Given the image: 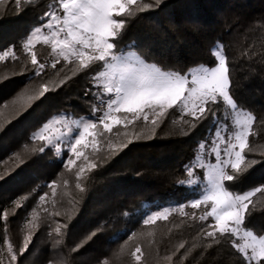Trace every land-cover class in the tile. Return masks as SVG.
<instances>
[{
  "label": "trees",
  "instance_id": "trees-1",
  "mask_svg": "<svg viewBox=\"0 0 264 264\" xmlns=\"http://www.w3.org/2000/svg\"><path fill=\"white\" fill-rule=\"evenodd\" d=\"M55 1L21 0L18 6L13 0H0V53L11 47L17 57L0 61V173H11L0 180L2 264L7 260L8 243L17 255L13 264H247L231 240L206 248L201 229L214 221L191 217L210 210L209 205L190 207L201 193L203 171L194 170L197 183L190 185L185 165L199 154V142L207 141L215 129L211 118L192 128L188 123L191 117L170 110L155 136L139 140L132 133L147 132L150 122L145 125L141 120L128 129L117 126L113 133L98 137L100 151L96 155L86 149L89 161L81 158L69 168L64 167L67 152L58 155L51 146L44 153L33 151L43 142L30 138L45 122L55 116L91 117L96 102L89 91L93 70L73 75L74 65L63 60L53 69L51 51L46 47L45 51L41 45L34 49L38 61L46 63V75L30 83L32 73L24 70L32 66L22 45ZM141 2L154 5V0ZM120 44L121 48L134 46L165 71L180 73L214 65L213 48L220 45L229 61L231 94L240 108L257 117L254 130L261 132L249 137L253 151L247 156L257 163L240 180L228 182L230 190L241 192L264 184V157L260 155L264 152V0H162L158 7L154 5L131 20ZM61 80L66 82L60 85ZM41 82H48L54 90L30 107L11 103L26 86L30 85L29 94L37 93ZM225 110L230 112L221 105V116ZM98 130L102 131V126ZM124 131L129 132L127 137ZM109 139L114 149L108 147ZM16 153L19 157L10 159ZM89 162L96 167L89 170ZM82 164L85 171L78 180L76 173ZM53 181L54 195L47 186ZM45 193V200L40 201ZM253 201L256 207L244 228L264 235V197L257 194ZM180 206L188 216L180 212ZM167 207L171 210L167 220L143 224L146 211ZM29 235V247L21 253ZM233 239L239 243L238 237ZM182 242L185 248L176 251ZM137 246L141 248L142 255L137 253L140 261L131 255ZM174 252L171 261L165 259Z\"/></svg>",
  "mask_w": 264,
  "mask_h": 264
},
{
  "label": "snow or ice",
  "instance_id": "snow-or-ice-1",
  "mask_svg": "<svg viewBox=\"0 0 264 264\" xmlns=\"http://www.w3.org/2000/svg\"><path fill=\"white\" fill-rule=\"evenodd\" d=\"M13 2L18 6L21 4V0ZM161 3L162 0H154L157 7ZM154 5L142 3L141 0H57L56 5H49L50 11L44 13L48 21L31 29L22 45V50L30 56L32 67L24 69L32 73L30 83L36 78H41L42 74L46 75V63L38 61L34 49L38 44L50 46L51 53L55 56L51 63L53 69L63 60L74 65L71 68L73 75L93 70L92 88L89 91L96 102L92 105L91 117H81L71 122L65 118L53 117L45 122L30 138L43 142L41 147L33 151L44 153L46 147L51 146L59 153L60 145L64 144L68 154L64 167L69 168L76 165L81 158L85 162L89 161L86 149L90 148L92 154L96 155L100 151L98 137L113 133L117 126L128 129L130 125L135 127L136 122L141 120L145 125L150 122L152 127L147 129V132L141 129L140 132L132 133L135 139L139 140L155 136L156 129L167 118L170 110L178 111L181 117H191L192 121L188 123L192 128L211 118L215 125L210 149L214 162L204 161L203 149L206 147V141H200L201 152L185 165L189 177L187 183L190 185L197 183V180L193 179L194 170H203L204 184L201 193L190 202V207L199 209L201 205H210V210L199 217L192 213L191 217L201 222L211 217L214 221L207 225L206 230L201 229L207 241L206 248L219 244L222 240H231V246L243 254L247 264L253 261L256 264H264V235L257 236L253 231L244 228L246 219L256 207L253 198L257 194L264 197V184L235 192L230 190L232 185L228 183L240 180L241 176L257 163L247 156V153L253 151L249 137L261 135L260 131L254 130L257 117L240 108L231 94V70L222 51L214 52V65L201 66L195 71L181 74L146 63L132 45H128L127 50H121L120 41L126 34L131 20ZM8 57L14 60L17 58L11 47L0 53V61ZM94 65H98V69L94 68ZM65 82L66 80H61L59 84L63 85ZM29 86L13 99V105L19 103L23 107H30L33 101L54 90L49 87L48 82H41L37 93L29 94ZM221 105L231 111L225 110L221 116ZM7 106L6 104L5 107ZM229 116L232 117L231 122ZM0 117H3V112H0ZM261 124H264V121H261ZM56 125L61 127H55ZM98 125H102V131L98 130ZM116 135L120 136L121 132L117 130ZM123 135L127 137L129 132L124 131ZM128 143H132V140L129 139ZM107 144L110 149L115 148L110 139ZM121 147H127V144H122ZM19 155L16 153L10 159ZM260 155L264 157V152ZM86 166L89 170L96 167L95 163L91 162ZM84 171L85 165L82 164L76 173L78 180ZM10 175L11 173H0V180H6ZM55 183L53 181L47 185L52 189L53 195ZM76 187L80 188V184ZM46 196L47 193L41 195L39 200L44 201ZM170 211H146L143 224L167 220ZM180 212L185 216L189 215L184 212V206H180ZM55 231L59 234L60 227ZM237 237L243 238L244 243H237L233 239ZM31 239L30 235L24 238L21 253L28 249ZM183 248L185 244L182 242L176 251ZM8 250L11 253L10 264H13L17 255L10 243ZM137 253H141L139 246L131 255L136 261H140L141 256ZM174 255L175 252L165 259L171 261ZM101 264H106V261H101Z\"/></svg>",
  "mask_w": 264,
  "mask_h": 264
},
{
  "label": "rangeland",
  "instance_id": "rangeland-1",
  "mask_svg": "<svg viewBox=\"0 0 264 264\" xmlns=\"http://www.w3.org/2000/svg\"><path fill=\"white\" fill-rule=\"evenodd\" d=\"M56 4H57V0H56L55 2H53L52 5H56ZM47 21H48V17L45 16L43 22H42L39 26L45 24ZM38 45H41V49L44 50V51L46 50V48H48V49L51 51L50 46H45V45H42V44H38ZM218 46H219V47H218ZM45 47H46V48H45ZM121 50H127V48L122 47ZM213 50H214V52L217 51V50L222 51L220 45H216V46L213 48ZM50 53H51V52H50ZM141 53H142V52H139L138 54H139V55L145 60L146 63L153 64L148 58L143 57V56L141 55ZM51 58H52V61L55 59V56H54L52 53H51ZM200 67H201V66H199V67H195V68L191 69L190 71H195L196 69H198V68H200ZM204 67H206V66H204ZM190 71H188V72H190ZM188 72H184V73H181V74H186V73H188ZM230 111H231V110H230ZM98 115H99V113H98ZM55 117L65 118V119H67L69 122L81 118V117H79V118H67V117H64V116H55ZM82 117H85V116H82ZM87 117H89V116H87ZM150 118H151V117H150ZM231 119H232V117L229 116V122H231ZM48 121H49V120H48ZM98 126L101 127L102 125H98ZM55 127H61V125H56ZM214 130H215V129H214ZM214 130L211 132V134H210L208 140L206 141V147L203 149V158H204V161H205V162L210 161V160H211L212 162H214L212 156L210 155V149H211V146H212V145H211V141H212V139H214ZM232 130L234 131L235 129H232ZM60 148H61V151L58 153V155H62L63 152H66V151H65L66 145L61 144V145H60ZM199 150H200V149H199ZM200 152H201V150H200ZM200 152H199V153H200ZM73 158H74V157H73ZM202 171H203V170H202ZM209 206H210V205H209ZM169 208H170V207H167L166 209H169ZM209 209H210V207H209ZM243 230H244V229L242 228V232H243ZM238 238H239V240H238L239 243L243 244V243H244L243 238H241V237H238ZM249 252H250V250H249ZM7 253H8V256H7V255L5 256V258H7L5 264H10L9 256H11V253L9 252L8 249H7Z\"/></svg>",
  "mask_w": 264,
  "mask_h": 264
}]
</instances>
